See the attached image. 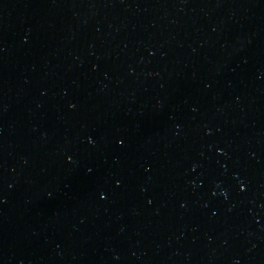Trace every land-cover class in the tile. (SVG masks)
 <instances>
[{
	"label": "water",
	"instance_id": "water-1",
	"mask_svg": "<svg viewBox=\"0 0 264 264\" xmlns=\"http://www.w3.org/2000/svg\"><path fill=\"white\" fill-rule=\"evenodd\" d=\"M0 264H264V0H0Z\"/></svg>",
	"mask_w": 264,
	"mask_h": 264
}]
</instances>
